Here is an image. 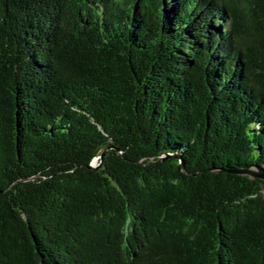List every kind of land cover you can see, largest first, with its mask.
I'll use <instances>...</instances> for the list:
<instances>
[{
  "label": "trees",
  "instance_id": "1",
  "mask_svg": "<svg viewBox=\"0 0 264 264\" xmlns=\"http://www.w3.org/2000/svg\"><path fill=\"white\" fill-rule=\"evenodd\" d=\"M254 166L264 0H0V264H264Z\"/></svg>",
  "mask_w": 264,
  "mask_h": 264
},
{
  "label": "water",
  "instance_id": "2",
  "mask_svg": "<svg viewBox=\"0 0 264 264\" xmlns=\"http://www.w3.org/2000/svg\"><path fill=\"white\" fill-rule=\"evenodd\" d=\"M104 154H105V152L103 153V156H104ZM239 174L244 175V176H248L251 179H260V180L264 181V166L247 167V168L240 170Z\"/></svg>",
  "mask_w": 264,
  "mask_h": 264
}]
</instances>
